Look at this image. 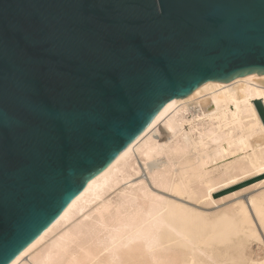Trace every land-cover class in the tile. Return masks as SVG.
<instances>
[{
	"label": "water",
	"instance_id": "95a60500",
	"mask_svg": "<svg viewBox=\"0 0 264 264\" xmlns=\"http://www.w3.org/2000/svg\"><path fill=\"white\" fill-rule=\"evenodd\" d=\"M258 74L264 0H0V264L169 101Z\"/></svg>",
	"mask_w": 264,
	"mask_h": 264
},
{
	"label": "bare ground",
	"instance_id": "6f19581e",
	"mask_svg": "<svg viewBox=\"0 0 264 264\" xmlns=\"http://www.w3.org/2000/svg\"><path fill=\"white\" fill-rule=\"evenodd\" d=\"M255 79L264 74L208 81L169 101L9 264H264V189L216 211L183 199L215 203L216 192L264 174L255 104H264V84ZM160 121L162 141L150 135ZM136 155L151 183L171 195L151 188L145 174L130 180L143 171Z\"/></svg>",
	"mask_w": 264,
	"mask_h": 264
},
{
	"label": "rangeland",
	"instance_id": "374dc122",
	"mask_svg": "<svg viewBox=\"0 0 264 264\" xmlns=\"http://www.w3.org/2000/svg\"><path fill=\"white\" fill-rule=\"evenodd\" d=\"M162 127V128H159V127ZM165 131V124H164V121H160L158 123V126L157 128L153 129L150 133V135L153 136L154 139L158 140V141H162L163 139H165L166 137V134L163 132ZM136 157L138 158V162H139V165L142 167L143 171H142V174L140 175H137L135 177H132L130 180H133L135 181L137 179V177L141 176V175H144L145 178L148 180L151 188H153L154 190H158L160 192H163L164 194H168V195H171L170 192L168 191H165L163 189H160L158 187H156L153 183H151L150 181V175H149V171L146 169V166L144 165V162L139 158V156L136 155ZM264 179V174L262 176H258V177H254V178H250V179H247L245 181H242L234 186H231L229 188H226L224 190H221L219 192H216L215 193V196H216V200L217 202L215 203H211V204H206V203H197L195 201H192V200H189V199H185L183 198L185 201H187L188 203L190 204H193V205H196L198 208L202 209V210H205V211H216V210H223V209H226L228 207H230L236 200H238L239 198L238 197H241V196H247V195H250L251 193H255V192H259L261 190L264 189V184L263 185H259L258 187L256 188H251L247 191H244V192H241L239 195H235V196H230V197H227L229 194L237 191V190H241V188H245L249 185H252V183H256L257 181L259 180H263ZM259 190V191H257ZM114 195V194H113ZM225 197L224 199H221ZM257 244L256 243H253L252 244V248L253 249H257ZM27 257L29 259H27ZM28 262V260H30V256L29 254L25 255L23 257V260L22 261H25Z\"/></svg>",
	"mask_w": 264,
	"mask_h": 264
}]
</instances>
